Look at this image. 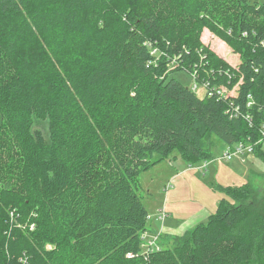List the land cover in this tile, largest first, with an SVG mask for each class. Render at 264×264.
<instances>
[{
  "label": "trees",
  "instance_id": "16d2710c",
  "mask_svg": "<svg viewBox=\"0 0 264 264\" xmlns=\"http://www.w3.org/2000/svg\"><path fill=\"white\" fill-rule=\"evenodd\" d=\"M181 70L204 96L172 77ZM45 121L48 140L35 128ZM263 123L264 3L0 0V264H264L251 181L146 254L139 195L164 159L212 161V137L254 144Z\"/></svg>",
  "mask_w": 264,
  "mask_h": 264
},
{
  "label": "rangeland",
  "instance_id": "374dc122",
  "mask_svg": "<svg viewBox=\"0 0 264 264\" xmlns=\"http://www.w3.org/2000/svg\"><path fill=\"white\" fill-rule=\"evenodd\" d=\"M248 1L252 4L264 3V0ZM203 42L231 65L236 67L240 63L239 55L211 32H204ZM172 77L189 88H193L195 84L192 75L185 70L173 72ZM236 91L237 87H234L231 93L226 91V94L236 95ZM198 94L204 96L205 90L199 88ZM35 128L48 140L47 121L35 124ZM210 148H215L212 161L191 166L180 157L170 156L141 174L139 195L149 211L147 231H150L151 224L153 230L146 237L158 247H172L175 237H179L166 236L163 234V227L177 230L187 226L186 223L196 219L194 214L197 211L203 210L206 216L202 218V223L206 222L211 214H215L218 204L226 197L224 188L240 187L251 181L259 194H264V161L260 157L252 152L244 156L235 155L230 161L219 159L225 152V145L215 137H212ZM253 158L262 164V168L252 161ZM159 210H165L167 216L164 220L158 218ZM192 227L187 226L188 230Z\"/></svg>",
  "mask_w": 264,
  "mask_h": 264
},
{
  "label": "built area",
  "instance_id": "2783aa9c",
  "mask_svg": "<svg viewBox=\"0 0 264 264\" xmlns=\"http://www.w3.org/2000/svg\"><path fill=\"white\" fill-rule=\"evenodd\" d=\"M199 88L198 85L194 84L193 85V90L198 93L199 92ZM216 91V90H214ZM213 91H211V93L209 94V96H212L213 95ZM217 93L219 96H221L222 98L226 97L227 94H226V90L225 89H218L217 90ZM226 94V96H225ZM252 103L249 104V106L251 105ZM239 108H236V111H238ZM245 118H247L248 121H251L250 118L248 116H246ZM260 139L258 141H256L254 144L253 143H249V142H242V143H239L237 145H234V146H227L225 148V152L223 153V155L221 156V158L219 159H223V160H226V161H230L232 160L233 156L235 155H246V153H252L254 152L255 153V149L256 147H259L261 149H264V123L260 129ZM249 145V146H248ZM206 167V165L204 166ZM157 216L160 220H164L167 216L165 210H159L158 213H157ZM152 232V231H151ZM150 231H146L143 235V238L144 240L146 241V253H152L154 252L155 250H158L159 247L155 244V242H153L151 239H147L146 236H149Z\"/></svg>",
  "mask_w": 264,
  "mask_h": 264
},
{
  "label": "crops",
  "instance_id": "0c3cea01",
  "mask_svg": "<svg viewBox=\"0 0 264 264\" xmlns=\"http://www.w3.org/2000/svg\"><path fill=\"white\" fill-rule=\"evenodd\" d=\"M252 161L262 168V164L257 161L256 159H252ZM205 212H207L205 209H204ZM197 213V214H196ZM194 216H196V219H192L190 220L188 223H186L187 226H190L192 228H194L197 224H199L201 221H202V218L206 217L203 213V210L201 211H197ZM203 213V214H202ZM212 215V214H211ZM202 223V222H201ZM185 225V224H184ZM187 226H182L180 227L179 229H173V228H170V227H163L162 231H163V234H165L166 236H181L182 234V231H184L183 233H185L186 231H188V228ZM152 224L150 226V230L153 231L152 229ZM191 229V228H189Z\"/></svg>",
  "mask_w": 264,
  "mask_h": 264
}]
</instances>
